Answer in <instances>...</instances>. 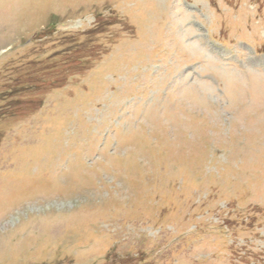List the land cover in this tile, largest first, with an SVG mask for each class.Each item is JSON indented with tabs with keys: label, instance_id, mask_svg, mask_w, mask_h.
Wrapping results in <instances>:
<instances>
[{
	"label": "rangeland",
	"instance_id": "obj_1",
	"mask_svg": "<svg viewBox=\"0 0 264 264\" xmlns=\"http://www.w3.org/2000/svg\"><path fill=\"white\" fill-rule=\"evenodd\" d=\"M0 264H264V0H0Z\"/></svg>",
	"mask_w": 264,
	"mask_h": 264
}]
</instances>
